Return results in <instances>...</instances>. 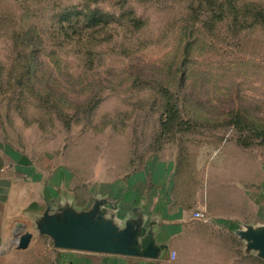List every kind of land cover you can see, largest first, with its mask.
<instances>
[{"label":"rangeland","instance_id":"374dc122","mask_svg":"<svg viewBox=\"0 0 264 264\" xmlns=\"http://www.w3.org/2000/svg\"><path fill=\"white\" fill-rule=\"evenodd\" d=\"M235 113L264 124V0H0V137L75 192L165 150L203 179L210 156L264 159Z\"/></svg>","mask_w":264,"mask_h":264},{"label":"crops","instance_id":"0c3cea01","mask_svg":"<svg viewBox=\"0 0 264 264\" xmlns=\"http://www.w3.org/2000/svg\"><path fill=\"white\" fill-rule=\"evenodd\" d=\"M220 161L209 157L215 171L203 179L207 175L182 173L177 155L165 150L120 178L108 171L103 176L99 168L75 192L70 167L65 170L56 157L28 156L0 137V264H264L237 234L245 225L264 223V159L233 154ZM96 197L113 202L122 224L134 219L136 228L164 246L159 256L59 249L38 235L36 220L48 207L85 209ZM185 208L205 209L211 221L194 220ZM26 232L33 234L30 246L18 249Z\"/></svg>","mask_w":264,"mask_h":264},{"label":"water","instance_id":"95a60500","mask_svg":"<svg viewBox=\"0 0 264 264\" xmlns=\"http://www.w3.org/2000/svg\"><path fill=\"white\" fill-rule=\"evenodd\" d=\"M114 204L108 198H94L91 206L79 209L72 204L48 207L37 218L39 236H49L59 249L158 257L164 246H157L154 237L136 228L134 219L121 223ZM237 234L246 241L248 252L264 260V223L245 225ZM31 232L22 234L18 249H27Z\"/></svg>","mask_w":264,"mask_h":264},{"label":"trees","instance_id":"16d2710c","mask_svg":"<svg viewBox=\"0 0 264 264\" xmlns=\"http://www.w3.org/2000/svg\"><path fill=\"white\" fill-rule=\"evenodd\" d=\"M165 114V122L169 124H171L174 117L177 116V110L171 97L168 98ZM231 124L239 131L240 135L237 139L239 145L245 148L264 146V124L256 126L252 121H249L247 117L242 115L241 113H235L232 116ZM168 127V124H165L163 122V125H161L162 132H168Z\"/></svg>","mask_w":264,"mask_h":264},{"label":"built area","instance_id":"2783aa9c","mask_svg":"<svg viewBox=\"0 0 264 264\" xmlns=\"http://www.w3.org/2000/svg\"><path fill=\"white\" fill-rule=\"evenodd\" d=\"M183 213L194 220H201L206 223L211 221V216L209 212L205 209L185 208L183 210ZM175 257H176V253L173 252L172 258H175Z\"/></svg>","mask_w":264,"mask_h":264}]
</instances>
